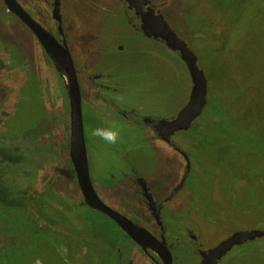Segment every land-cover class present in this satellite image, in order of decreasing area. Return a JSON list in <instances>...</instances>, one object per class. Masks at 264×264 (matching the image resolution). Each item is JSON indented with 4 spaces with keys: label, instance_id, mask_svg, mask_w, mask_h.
Masks as SVG:
<instances>
[{
    "label": "rangeland",
    "instance_id": "1",
    "mask_svg": "<svg viewBox=\"0 0 264 264\" xmlns=\"http://www.w3.org/2000/svg\"><path fill=\"white\" fill-rule=\"evenodd\" d=\"M34 1L47 8L44 0ZM150 2L196 53L208 80L202 114L189 131L173 137L191 166L183 189L166 206L176 213L188 204L205 208L206 245L222 238L223 226L224 236L244 228L264 230V0ZM60 7L77 72L108 69L112 75L109 97L116 104L108 101L107 118H102L106 105L96 100L89 105L90 94L83 92L94 186L105 202L148 225L151 216L131 171L147 180L152 193L164 196L183 174L186 157L168 142L143 137L117 111L134 107L177 115L192 87L187 67L179 54L147 37L121 3L61 0ZM70 110L54 63L0 0V147H13L7 154L0 149V178L12 196L26 201L18 206L0 201V264H68L59 245L75 243L88 247H81V256L69 264H91L93 258L108 264V252L102 250L108 243L133 248L118 225L97 210L76 211L82 227L61 213L62 207L73 212L68 200L78 199L80 192L69 155ZM103 125L117 127V143L91 135ZM218 214L224 216L221 222ZM178 218L166 222L170 232L181 228ZM135 263L154 264L144 257ZM217 264H264V237L235 245Z\"/></svg>",
    "mask_w": 264,
    "mask_h": 264
},
{
    "label": "flooded vegetation",
    "instance_id": "2",
    "mask_svg": "<svg viewBox=\"0 0 264 264\" xmlns=\"http://www.w3.org/2000/svg\"><path fill=\"white\" fill-rule=\"evenodd\" d=\"M19 1L26 8V10L37 21H39L45 28H47L49 31H52L54 35L56 34V32L59 33L58 23L56 19L53 17L55 0H44L43 3L47 6V8L45 9L43 8L42 4L39 5L38 3H35L34 0H19ZM112 1L121 3L123 7L125 6L124 13H127L128 11H130L132 14V19H135L137 21L141 29L142 13H138V10L140 12L141 11L143 12V10L146 11L149 5L152 6L151 2L143 4L142 6L143 10H142L138 3L139 0H112ZM130 4H132L133 7H131ZM135 5L138 6L139 8H137ZM155 11L156 13L157 11H159L156 6H155ZM57 38L61 39L60 33H59V37ZM150 38H154V37H150ZM83 39H85L84 42H89L91 37L84 36ZM154 39L159 40L165 46H167V44L165 43L163 39H160V38H154ZM87 48H90V46L88 45ZM175 52L179 54L181 58L179 51H175ZM86 67L87 66H85V68ZM77 75H78L79 83L81 86L82 100L85 101V99H83V92L85 91V95H87L88 94L87 92H89L90 94L89 98L92 99L93 102L91 100L89 101L86 100V103L88 102L89 105L95 106L94 100H96L97 105L99 104L106 105L103 107L104 111L102 114V118H107L108 117V103H109L108 101L116 104L114 102L115 100L109 97V95L112 94L110 91L111 86H112L110 83V79L112 78V75L110 74V72H108V69H106V72L98 71L92 74L87 71H84L83 73L77 72ZM190 80H191V77H190ZM117 112L118 114L126 117V119L130 123H132L131 124L132 127L140 129L143 137L145 138L147 137V139H152V140L157 139L158 142L160 140L165 143L168 142L167 144L175 148L177 151H181V149L177 146L176 142L174 141L173 139L174 135H176L178 132L179 133L187 132L192 127L191 126L188 130H177L171 134L170 131H167L166 124L164 123V121L165 119L171 120L175 118L177 115L172 116V115H164L160 113H147L146 111L142 109H136L134 107L122 108L121 110H118ZM103 127L106 128L105 125H103ZM164 138H168V141H166V139ZM140 145L141 144L139 143V146ZM5 147H0V149L3 150L2 152L11 153L13 147L8 146V145ZM181 153L184 154L186 157V154L183 151H181ZM185 161H186V166H185V170L183 174H181L177 182L173 185V187L171 188V191H169V193H167L164 196H158L152 193L147 180L141 177L137 171H134V172L131 171L132 173L131 177H133L134 180L137 182L139 186V190L144 196L143 199L145 200L146 207L151 216V221H148V225L145 224V222L141 221L140 219L137 220L136 218L131 216V214L127 213L126 211L119 209V207L116 204L107 202L108 205H110L114 209L119 210L126 216L134 219L135 221L143 225L145 228H147L152 233V235L156 238L157 241H159L160 243L165 242V244H158L155 241L154 243H147V242L137 243L129 236L128 233H126L116 223L115 220H113V218H111L104 212L99 211L100 213L104 214L109 219L114 221V223L118 225L119 229L123 232V234H125V239L129 240V242L133 244V248H128L126 244L121 243V242L120 243L118 242L117 244L108 243V247H105L104 249H102L108 252V253H105V255L107 256L106 262L108 261V264H136L135 259L137 257H144L145 260L149 262L152 261L154 264H217L225 256V254H227V252L231 250L235 245L242 244L246 242L247 240L242 243H236V242L233 243L230 246V248H228L225 252L221 251V249L213 250L222 241L232 237L234 234L240 231L262 230V229L244 228L241 230H234L233 232H230L229 234L224 236V233H223L224 226H223V229H221L222 233L220 234L222 238H220L214 244L206 245L203 241V233L205 234L204 232L205 229L203 228L205 225L203 224H205L206 222L208 223L209 220L206 219L207 211L205 210V208H203L202 210H200L196 206L194 207L192 206L193 208H191V206H189L188 204L186 208H180L183 211V213H181L180 210L179 211L177 210L178 213H176V210L175 211L171 210L170 208L166 206L167 202L175 198L181 192V190L183 189L185 185V181L187 180V176L190 170V167H188L190 163V159L186 157ZM123 166L127 167V165L124 163H123ZM190 166H191V163H190ZM228 166H229L228 168L232 170V167L229 164ZM0 175H1V172H0ZM141 179H143V181L146 182V185L149 187V190L151 191L153 195V199H154L153 203H149V200L144 195V190L141 185L142 183ZM2 182L0 178V183ZM3 185L4 184L2 183V186ZM77 197L78 199L76 198V199L71 200L72 197H70L71 199L68 200V202L70 201V203L73 205V212L67 211L68 209L64 210V207H62L61 213L62 215L66 213V215L69 216L71 220L70 222L72 224H77L78 227H82L81 222L78 220L77 217H74V215L76 214L77 209L78 210H80L81 208L87 209L89 208V206L84 201V197H83V193L81 192V189ZM19 199L20 198H18V200ZM21 202L23 205L26 204L25 200H22ZM14 206H18V205H14ZM94 210H97V209H94ZM180 213L182 216H179ZM177 217H179L178 219H179V225L181 227L180 229H181L182 235L178 227L176 228L177 229L176 231L170 232L169 228L166 225V222L169 223L173 219H177ZM209 217H211V215ZM222 220H224L223 214L220 215L219 222H221ZM230 221H234L236 225H239V218L232 217L230 218ZM176 232H177V235H176ZM68 235H66L65 237H68ZM220 235L218 237H220ZM257 237H264V236H257ZM85 246L86 245L84 244L81 245L79 243H75L74 246L72 247L70 244L59 245L61 249L60 253L62 255H66V256H63L62 259L68 264L70 262L73 263L74 257L79 255V251L81 247H84V248L88 247V246L87 247ZM89 248L88 250L91 253L92 249H89ZM102 250L98 249L97 255H99ZM93 261L95 263H92ZM97 261L98 259L93 258L89 262H91V264H100ZM36 264H48V263H45V262L42 263L39 261Z\"/></svg>",
    "mask_w": 264,
    "mask_h": 264
},
{
    "label": "water",
    "instance_id": "3",
    "mask_svg": "<svg viewBox=\"0 0 264 264\" xmlns=\"http://www.w3.org/2000/svg\"><path fill=\"white\" fill-rule=\"evenodd\" d=\"M8 10L14 13L36 36L40 44L45 49L47 55L59 71L64 86L66 87L70 99V139L69 155L76 172L78 184L83 193L85 203L100 212H104L126 232L137 243H160L152 233L143 225L134 219L126 216L117 209H114L105 202L99 195L94 186L89 164V155L86 142V134L83 119L82 91L77 75L75 62L68 46L66 37L62 29L61 0L54 1L53 17L58 23V31L61 39H58L52 31L45 28L37 21L20 3L19 0H3ZM150 0H139V6L142 9L143 4ZM133 7L132 4H130ZM136 6V5H135ZM139 8L138 6H136ZM143 10V9H142ZM142 13L141 29L147 37L160 38L165 41L171 50L179 51L181 58L185 62L191 77L192 87L187 103L182 107L177 116L171 120H166L167 131L174 133L177 130H188L193 121L202 114L208 103V80L204 69L201 68L198 56L189 46V44L178 36L171 27L168 20L160 11H155L154 6H148ZM168 141V138H164ZM188 158V157H187ZM190 167V163L189 166ZM142 180L144 195L153 203V195ZM257 236H264V230L240 231L232 237L222 241L215 249L225 252L233 243H242L248 239H254ZM222 252V253H223ZM170 255V254H169Z\"/></svg>",
    "mask_w": 264,
    "mask_h": 264
},
{
    "label": "clouds",
    "instance_id": "4",
    "mask_svg": "<svg viewBox=\"0 0 264 264\" xmlns=\"http://www.w3.org/2000/svg\"><path fill=\"white\" fill-rule=\"evenodd\" d=\"M76 66V65H75ZM93 137H99L108 144H115L118 141L119 132L115 125L110 127H96L91 130Z\"/></svg>",
    "mask_w": 264,
    "mask_h": 264
},
{
    "label": "trees",
    "instance_id": "5",
    "mask_svg": "<svg viewBox=\"0 0 264 264\" xmlns=\"http://www.w3.org/2000/svg\"><path fill=\"white\" fill-rule=\"evenodd\" d=\"M2 123V117L0 116V124ZM7 154V153H6ZM15 155V154H14ZM17 156V155H16ZM15 157V156H14ZM16 158V157H15ZM13 158V159H15ZM19 159V158H18ZM19 162V161H18ZM0 201L9 204L10 206L15 204H21L19 201H17V198L11 195V191L7 189L6 187L2 186V183H0ZM90 208V207H89ZM78 210V209H77ZM80 210H83L81 208ZM86 210V209H85ZM2 245V235L0 233V247Z\"/></svg>",
    "mask_w": 264,
    "mask_h": 264
}]
</instances>
